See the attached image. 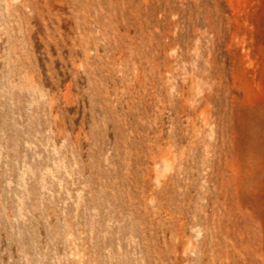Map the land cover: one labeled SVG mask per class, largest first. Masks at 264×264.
<instances>
[{
	"label": "rangeland",
	"instance_id": "1",
	"mask_svg": "<svg viewBox=\"0 0 264 264\" xmlns=\"http://www.w3.org/2000/svg\"><path fill=\"white\" fill-rule=\"evenodd\" d=\"M0 264H264V0H0Z\"/></svg>",
	"mask_w": 264,
	"mask_h": 264
}]
</instances>
